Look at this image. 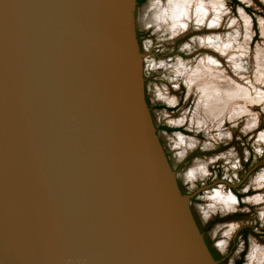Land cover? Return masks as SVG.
Instances as JSON below:
<instances>
[{"label":"water","instance_id":"water-1","mask_svg":"<svg viewBox=\"0 0 264 264\" xmlns=\"http://www.w3.org/2000/svg\"><path fill=\"white\" fill-rule=\"evenodd\" d=\"M137 0H0V264H218L146 99Z\"/></svg>","mask_w":264,"mask_h":264},{"label":"rangeland","instance_id":"rangeland-1","mask_svg":"<svg viewBox=\"0 0 264 264\" xmlns=\"http://www.w3.org/2000/svg\"><path fill=\"white\" fill-rule=\"evenodd\" d=\"M137 1L135 29L146 99L182 192L197 198L190 202L191 209L205 227L211 215H227L237 207L230 199L235 197L229 184L243 194L249 192L244 198L245 215L218 222L207 232L221 258L243 225L258 222L264 227V65L259 59L264 54V0H223L220 13L216 12L219 25L202 29L194 24L181 37L172 23L164 21L172 7L169 0ZM201 62L214 63L229 77L249 84L255 97L245 102L241 113L235 102L221 121L207 117L204 93L189 80ZM219 169L221 178L211 176ZM263 248L261 243H251L243 264H264ZM241 250L238 242L228 252L226 264H233Z\"/></svg>","mask_w":264,"mask_h":264},{"label":"bare ground","instance_id":"bare-ground-1","mask_svg":"<svg viewBox=\"0 0 264 264\" xmlns=\"http://www.w3.org/2000/svg\"><path fill=\"white\" fill-rule=\"evenodd\" d=\"M169 1L172 7L166 12L168 16L164 21L165 23L169 22L174 25L173 31L174 33L179 32V37L190 33L194 24H197L199 26L198 28H202L207 24L213 28L220 24L221 20L218 19L217 13L219 11L217 12V10L218 7L222 6L223 0H212L211 2H207L206 0ZM214 13H216L215 16ZM220 47L219 51L222 53L225 48L222 45ZM259 59L263 61L264 65L263 53ZM189 80L204 93L203 97L206 100L205 112L207 117L213 118L217 122L221 121L223 112L232 103L236 102L238 108H240L239 112H242L245 107V102L255 97L249 84L242 80L239 81L233 77H229L226 73L221 72L214 63L208 64L207 62H201L190 73ZM224 89H227L225 94L223 93ZM230 199L233 200L234 198L231 197Z\"/></svg>","mask_w":264,"mask_h":264},{"label":"flooded vegetation","instance_id":"flooded-vegetation-1","mask_svg":"<svg viewBox=\"0 0 264 264\" xmlns=\"http://www.w3.org/2000/svg\"><path fill=\"white\" fill-rule=\"evenodd\" d=\"M147 98V97H146ZM148 102V100H147ZM163 129L167 130V131H173V129L169 128V127H163ZM166 154H167V158L170 162V165L172 166V168L175 170V166H174V162L172 160V158H170V155L169 153L166 151ZM193 154L192 155H188L187 157L184 158V161L183 163H187L191 158H192ZM216 173H212L211 176H214L216 177L217 179L221 178V174H222V171L219 169L218 172L215 171ZM178 184L182 189L181 187V182H180V179H179V175H178ZM229 187H230V190L231 192H233V196L235 197L233 199L234 202H236L237 204V207L231 211H228L227 215H220V214H216V215H211L207 221H206V226L203 227L199 221V219L197 218L195 212L193 211L192 209V212H193V215H194V218L198 224V227L200 229V231L202 232V234L204 235V239L210 249V251L212 252L214 258L218 261V264H226L227 260H228V252L231 251V249H233L234 247H236V245L238 244V242H241L242 244V250L240 252V257L237 258L233 264H243L244 261H245V257H246V253L248 251V249L250 248V245L251 243H254V242H257V243H261L262 245H264V227L261 226L260 224H258V222H255L254 224L253 223H249V224H245L243 225L238 233L236 234V237L231 241L230 245L228 246V250H227V254L224 255V257H219L215 251V249L213 248L211 242H210V239L208 237V231H210L213 226L218 223V222H221L223 220H233V219H236V218H239L243 215L246 214V209H245V200L244 198L246 197L248 193L246 194H243L241 192H239V187H234L232 184H229ZM196 197L195 196H192L191 197V202H195L196 201ZM251 210V209H249ZM253 212V211H252ZM264 249V248H263ZM260 260H263L264 261V258H261Z\"/></svg>","mask_w":264,"mask_h":264}]
</instances>
